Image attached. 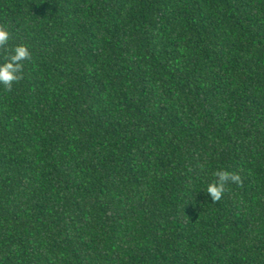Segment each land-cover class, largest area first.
Returning a JSON list of instances; mask_svg holds the SVG:
<instances>
[{"label": "trees", "instance_id": "1", "mask_svg": "<svg viewBox=\"0 0 264 264\" xmlns=\"http://www.w3.org/2000/svg\"><path fill=\"white\" fill-rule=\"evenodd\" d=\"M0 25V61L31 52L0 86V264H264V0H0Z\"/></svg>", "mask_w": 264, "mask_h": 264}, {"label": "clouds", "instance_id": "2", "mask_svg": "<svg viewBox=\"0 0 264 264\" xmlns=\"http://www.w3.org/2000/svg\"><path fill=\"white\" fill-rule=\"evenodd\" d=\"M10 32L6 27L0 25V48H7ZM31 57V52L26 45H17L7 53L3 61H0V86L11 90L13 85L21 78L23 70V61ZM216 179L207 185L206 193L211 197L213 202L221 200L225 185L229 182L239 183L240 177L237 174L225 170L215 172Z\"/></svg>", "mask_w": 264, "mask_h": 264}]
</instances>
